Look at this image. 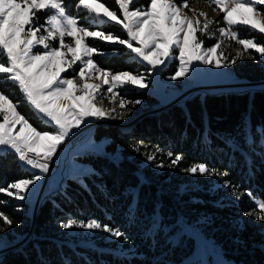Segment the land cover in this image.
Masks as SVG:
<instances>
[{"label":"trees","instance_id":"trees-1","mask_svg":"<svg viewBox=\"0 0 264 264\" xmlns=\"http://www.w3.org/2000/svg\"><path fill=\"white\" fill-rule=\"evenodd\" d=\"M94 1L120 16L115 0ZM77 4L78 0H64L67 13L80 18L86 11L77 13ZM149 4L150 0H136L132 7ZM48 14L36 12L41 19ZM39 23L43 24L41 20ZM79 23L89 25L85 21ZM101 27L104 35L128 39L126 31L117 24L107 22ZM93 28L98 30L97 26ZM242 30L241 38L255 37L258 44L264 45L262 34ZM87 44L99 50L92 60L112 74L128 72L139 76L148 71L132 59L124 45L97 39H88ZM224 62L226 67L230 66L227 58ZM0 63H7L6 55L0 54ZM73 68L75 71L65 76L74 77L79 69ZM240 68L245 73L241 76L250 81L264 79L254 69V63L249 72L245 64ZM176 72L177 62L171 61L160 70L159 78L171 77ZM3 75L6 74H0ZM0 91L18 105L16 110L38 131L49 134L55 131V126L43 122L26 102L18 86L0 80ZM124 94L122 97L133 103L137 100L147 106L157 103L142 91ZM261 130H264V89L249 93H201L158 114L143 116L127 132L112 125L97 126L91 139L105 141V154L75 156L90 172L65 178L58 192L42 200L34 218L33 238L3 255L0 264H180L190 258L197 243L183 230L184 224L218 245L225 260L264 264V235L258 229L263 221L257 220L256 215H246L261 214L253 200L264 201ZM134 147L139 151H134ZM169 152L174 155L169 157ZM149 154L154 159L140 169L138 165ZM175 154H181L183 159L170 167ZM159 164L163 167H157ZM199 164L228 173L203 175L222 185L220 193L203 182L196 185L198 188L184 186L190 172L183 169ZM35 175L19 163L15 154L0 152V188L33 179ZM225 181L229 187L224 186ZM182 185L184 188L179 189ZM234 192L241 196L240 200ZM0 201H8L6 206L0 205V212L14 221L7 226L0 220V226L5 228L0 236L13 242L28 232L30 218L25 214V204L11 196L0 192ZM90 220L119 229L127 242L122 236L104 247H96L59 238L63 223Z\"/></svg>","mask_w":264,"mask_h":264},{"label":"snow or ice","instance_id":"snow-or-ice-1","mask_svg":"<svg viewBox=\"0 0 264 264\" xmlns=\"http://www.w3.org/2000/svg\"><path fill=\"white\" fill-rule=\"evenodd\" d=\"M121 12L123 13V20L117 19L115 12L109 11L104 8L102 4H97L96 7L104 9V15L109 20H115L117 24H121L127 33V40L119 39L111 34L105 36L103 34L102 24L106 23L96 13L94 17H90L97 26L96 31H90L88 27L80 26L78 19L70 16L64 6V0H0V54L6 55L7 63H0V80L4 82L11 81L15 86H18L26 102L35 110L37 115L42 114L48 121L55 125V131L52 134L47 132L41 133L34 126L30 124L28 119L20 114L16 109L18 105L13 103L8 95L0 91V114L4 115L5 123H0V152L8 149L12 150L18 160L24 164L30 165L32 168H39L41 172L48 170L47 161L56 152L57 146L62 142L71 131L72 128L79 127L85 121V117H103L110 116L116 111L115 107L111 111L104 109L102 106H97L98 97L103 94L100 92L101 85L87 84L77 81L73 78H59L51 81L40 82L38 77L40 71L48 68L49 63L56 58L60 57L66 68H73L74 64L79 62L80 71L79 76L81 80L86 75V69H92L99 73V77H93L88 74L89 79H98L101 77H111V83L105 79L104 84H109L107 91L112 93L113 88L121 86L125 83L131 82L139 84L141 88L145 87L142 83V76H134L128 72H121L112 74L109 71L103 70L98 67L96 62L91 59L93 52H99L89 46L85 42L88 36L101 37L103 39L113 40L117 43L125 45L130 50V55L133 59L139 58L140 60L151 65L152 69H156L158 64H164L166 58H175L179 60V68L176 74L172 77L173 80L178 77L184 76L189 71V66L193 61H199L200 64H211L213 61L210 59V54L216 53L220 48L223 40H219L212 47L202 48L203 41L198 40L195 33L199 31L202 35L209 34V27L214 22L207 19V14L199 12L198 15L205 17V22L201 26L200 20L196 19L197 12L189 6L188 0H181L178 4L175 0H150V4L143 10L137 8L136 10H129V4L134 3L135 0H117ZM209 6L214 5L213 11L219 10L223 12V21L226 27H219L218 31L221 37H230L237 44L243 46V50L247 51L254 48L257 53L261 54L264 59V46H260L256 42V38L243 39L238 36V32L233 30V25H250L252 29L264 33V16L257 10V5H264V0H208ZM83 6L89 13L95 11L92 3L89 0H78L77 7ZM163 9L161 15L157 8ZM192 15H189L188 12ZM242 9L243 12L250 13V17L241 16V19H233V13ZM44 10L50 14L44 18V24H39V19L36 17V12ZM179 18V19H178ZM27 26V29H26ZM145 29L147 31L145 32ZM46 33L45 34H42ZM76 33H82L78 37ZM145 33L144 39H140V34ZM183 33V38H181ZM17 35L20 36L17 42L19 46L14 47L13 42ZM72 36L73 43L79 47L80 51L77 52V47L73 44H66L65 37ZM191 37V43L189 38ZM59 40V47L49 43V41ZM132 41H136L140 46L134 47ZM37 46H42L45 51L34 52L33 49ZM162 46V48H161ZM67 49V52L62 51ZM186 49L188 54L186 55ZM178 50L179 55H175ZM71 53V59L65 60L64 57ZM103 55L104 53L100 52ZM241 55L237 51V57ZM223 56V53H220ZM88 57V59H84ZM233 58L232 62L235 63ZM44 61L40 65L39 70L33 71L38 62ZM216 67H220L219 59L215 62ZM193 71L196 69L193 68ZM73 71H75L73 69ZM68 86H73L76 92L81 93L79 99H85L86 103L79 105L82 111H76L73 106V101L77 97L69 91ZM89 89H91L89 91ZM113 99L119 100V107L123 109L126 104L133 103L113 93L109 97V102ZM68 103L65 104L64 101ZM139 104L140 101H135ZM5 106L10 110L11 118L9 119V112L5 111ZM126 112H120L118 115L123 118ZM21 125V131L27 128L29 135L23 139H17L19 132L13 136L12 128L16 125ZM264 133V130H261ZM48 140L55 141L50 143L43 150V155L38 150L37 141ZM134 151H139L138 147L133 148ZM35 153V155H30ZM174 154L169 152L168 156L172 157ZM153 160V155L149 154L147 157ZM183 159L181 154H175V158L171 161L170 167L177 165ZM157 167H163L162 164ZM184 171L195 173L197 170L202 175H217L227 176V172H219L218 170H209L205 165H193L189 168L183 169ZM39 175H35L33 179H22L18 182H13L8 187L0 188L3 192L17 200H23L26 197L22 193L28 189V186L40 180ZM225 187H229V183L225 181ZM15 189V192L11 190ZM234 195L235 192L233 193ZM249 195H251L249 193ZM236 199L240 200L241 196L236 195ZM258 207L264 211V201L259 199L255 200ZM8 201H0V205H7ZM246 215H256V219L264 221V215L248 212ZM0 220L3 225L11 226L14 221L6 213L0 212ZM73 226L86 228L90 230L99 229L105 233H110L112 237H122L127 242V237L119 229H113L109 225H102L96 220H90L87 223L69 221L61 225L64 229L72 228ZM5 231L3 226H0V232Z\"/></svg>","mask_w":264,"mask_h":264},{"label":"rangeland","instance_id":"rangeland-1","mask_svg":"<svg viewBox=\"0 0 264 264\" xmlns=\"http://www.w3.org/2000/svg\"><path fill=\"white\" fill-rule=\"evenodd\" d=\"M136 1V0H135ZM90 3H92L95 11L92 13H89L87 9H85L83 6H80L77 9V13L79 11H86V14L83 17L77 18L79 21H85L89 23L88 27L90 31H96L93 26H96L94 21L90 17H94L95 14L98 12L100 13L101 18L103 21L110 22L117 24L115 20H109L107 16L104 15V9L100 7H96L97 4H100L94 0H89ZM119 11L120 16L117 17L119 20H123V13L121 12V9L119 7V3L117 0H115ZM178 4L181 2V0H175ZM189 6L196 10L197 16L196 19L200 20L201 26L205 22V17H201L198 15L199 12H204L207 14V19L212 20L214 23L210 25L209 27V34L202 35L199 31L195 33V36L198 40L203 41L202 48H208L212 47L214 44H216L219 40H223V43L221 44L220 48L217 50L216 53L210 54V59L213 61L211 64H200L199 61L194 60L193 64L189 66V71L184 76L178 77L177 79L173 80L172 77L176 74H174L171 77H167L164 79L159 78L160 70L164 67H166L171 61L177 62V71L179 68V60L175 58H166L164 64H158L156 69H152L151 65H148L146 62L140 60L138 57L134 60L138 61L139 63L143 64L145 67L148 68V71L144 72L143 74L139 75L143 77L142 83L145 85V87L141 88L139 84H133L131 82L125 83L121 86H118L116 88H113L112 93H109L107 91L109 84H104L103 80L107 79L111 83V77H101L98 79H89L88 74L90 73L93 77H99V73H96L92 69H86V75L81 80V77L79 76V72L74 76L77 81H80L81 83H87V84H99L100 92L103 94L102 96L98 97L97 106H102L104 109L111 111L112 108L115 107L116 111L112 113L113 116H115V119H113L110 116H103V117H85V121L82 122L79 127L73 132L69 133L67 137H69L72 134H75L79 130H84V128H88L89 126H94L95 128L97 126H115L116 128H119L122 131H130L132 126L138 122L143 116H150L158 114L161 111H164L171 106L184 102L185 99L189 97H194L195 95L201 94V93H210V92H220V91H230V90H246L249 89V92H252V90L264 87V79L260 81H250L247 78L242 77L241 75L245 74L242 72L241 68L242 66H248L246 71H250L252 64L254 63L255 70L260 71V74L264 77V59L261 58V54L257 53L254 48H250L247 51L243 50V46L237 44L234 40H232L230 37H221L220 33L218 31L219 27H226L224 21H223V12L213 11L214 5L209 6L208 0H188ZM133 3L129 4V10H136L137 8L143 10L144 6L139 5L135 8L132 7ZM257 10L261 12V15L264 16V5H257ZM157 11L163 13V9L157 8ZM38 12H45L44 10H40ZM185 12H188V9H185ZM50 14V13H49ZM189 15H192L191 12H188ZM250 17V13L243 12L242 9L238 10V12L233 13V19L239 20L241 19V16ZM38 17V16H36ZM44 18L41 19L38 17L39 22L40 20L44 24ZM179 19V18H178ZM41 24V23H39ZM80 24V23H79ZM119 25L122 30L123 27L121 24ZM83 26V25H80ZM233 30H236L238 32V36L240 37V31H243L242 29H246L247 31H256L260 33L256 29H252L250 25H233ZM27 29V26H26ZM125 31V30H124ZM147 29H145V32ZM45 34L46 33H43ZM264 37V33H260ZM77 37L79 35H82V33H76ZM145 33L140 34V39H144ZM107 36V35H105ZM181 38H183V33H181ZM241 38V37H240ZM20 39V36L17 35L15 41L13 42V46L17 47L18 41ZM66 44H73L74 47H77V52L80 51L79 47L76 46L73 43V37L72 36H66L65 38ZM88 39H97L101 40L105 43L109 44H116V45H122L116 42L115 39L108 40L103 39L101 37H92L88 36L85 38V42L87 43ZM189 42L191 43V37L189 38ZM49 43L53 44L56 47H59V40H53L49 41ZM132 45L134 47H139L140 45L136 41H132ZM260 46H264L259 44ZM125 46V45H124ZM126 47V46H125ZM162 48V46H161ZM127 52L130 53V50L126 47ZM34 52H44L45 49L42 46H37L33 49ZM62 51L67 52V49H63ZM188 49H186V55L188 54ZM237 51L241 52V55L239 58L237 57ZM223 53V56H220V53ZM96 52L94 51L92 56L95 55ZM132 54V59H133ZM175 55L178 56L179 52L178 50L175 51ZM91 56V59H92ZM227 58L228 62L230 63V66L226 67V63L224 60ZM233 58L235 59V63L232 62ZM65 60L71 59V53H68L67 56L64 57ZM84 59H88V57H84ZM219 59L220 67L215 66V62ZM249 63H246L248 62ZM45 63L44 61L38 62L36 67L33 69V71H37L40 68V65ZM251 63V64H250ZM74 66H78V71H80V64L77 62V64H74ZM235 66V67H234ZM195 68L196 70L193 71L192 69ZM74 68H66V66L63 64V61L58 56L54 58L51 63H49L48 68L44 69L43 71H40L39 74V81L45 82V81H51L57 76L60 78H69L68 76H65L66 73H73ZM258 69V70H257ZM73 78V77H71ZM69 91L72 92L76 97L77 100L73 101V106L76 111H82V109L79 107L81 104L86 103V97L85 99H79L81 96V93L76 92L75 88L73 86H68ZM240 88V89H239ZM243 88V89H242ZM91 89H89L90 91ZM142 91L151 97L155 98L157 100V103L147 106L146 104L139 103V104H126L123 109L119 107V100L113 99L112 102H109V97L113 96V93L116 94L118 97H122V95H125L124 93H127L129 91ZM245 92V93H249ZM124 99V98H123ZM65 104L68 103L67 100L64 101ZM5 111L9 112V119L11 118L10 110L5 106ZM120 112H126L127 114L121 118L118 114ZM40 119L48 124L53 125L51 121H48L46 117H42V114L38 115ZM0 123H5V118L3 114H0ZM55 126V125H54ZM94 128V129H95ZM21 125L16 124L12 128V134H16L17 132L22 133L23 136H21V139H23L25 136L29 135L27 128H24L23 131L20 130ZM73 128L71 129V131ZM94 132V131H93ZM66 137V138H67ZM86 137V135H85ZM65 138V139H66ZM92 138V137H91ZM90 138V142L93 144L92 148L89 149H81L78 151V154H84V153H97V154H105L103 145L105 141L100 142H94ZM64 139V140H65ZM63 140V141H64ZM62 142H60L58 148L62 145ZM43 152H41L42 154ZM55 154V153H54ZM53 154V155H54ZM117 157V155L113 156ZM149 159L144 161L142 164H139L138 167L141 169L145 167L149 163ZM55 163L58 162V158L54 160ZM63 166H65L64 172H65V178H75L78 176H81L82 174L89 173L90 169L88 166L80 164L77 160H75V156L72 157V159L68 162H63ZM187 181L184 183V186H188L191 188H198L201 182L211 184L213 185V189H217L219 193L221 192L222 185L216 184V180H214L211 177L203 178V175L198 173H190L189 177L186 179ZM199 181V182H198ZM184 186H180L179 189H183ZM41 187H42V178L38 181H36L34 184H31L28 186V189H26L22 195H24L26 198L23 200H17L14 197H12L16 202H20L25 204V214L29 216V230L26 234L22 235L21 237L16 238L15 241L11 242L4 238L3 236H0V241L4 244V249H0V258L5 255L6 253L10 251H14L17 248L22 247L25 245L28 241H30L33 238L34 233V226L31 224V218L35 212L37 203L38 206L42 202V198L40 197L41 194ZM12 192H15V189L11 190ZM223 196V195H222ZM224 197V196H223ZM255 203V200H253ZM256 207L260 210L261 215H264V211H262L258 205L255 203ZM38 209V208H37ZM257 222V221H256ZM258 229L260 230V233L264 235V221L258 224ZM183 230L186 231V233L190 234L196 241V245L194 248V251L192 255H190V258L184 260L180 264H235L231 261H227L222 257V250L216 245L213 241L208 240L207 238H204L201 236L200 233H198V230L190 228L188 226L183 225ZM59 235V234H57ZM59 237L63 241L67 242H76L79 244L84 245H93V246H100L104 247L105 245H108L109 243L116 240V237H112L110 233H105L99 229L96 230H90L86 228H80L73 226L69 229L61 228ZM175 239V237L173 238ZM15 247V248H14ZM12 249V250H10Z\"/></svg>","mask_w":264,"mask_h":264},{"label":"built area","instance_id":"built-area-1","mask_svg":"<svg viewBox=\"0 0 264 264\" xmlns=\"http://www.w3.org/2000/svg\"><path fill=\"white\" fill-rule=\"evenodd\" d=\"M94 126H89L84 128V130H79L75 134L67 137L59 149L55 152L54 155L47 161L48 170L46 172H41L39 168H32L30 165L24 164L23 162L19 163L27 168L29 171L36 173L42 178V187L40 197L42 199L49 198L53 193L58 192L61 188L62 183L65 179V166L62 165L64 162H68L75 156L81 149H89L93 147V144L90 142V138L93 135ZM86 135V137H85ZM7 151L14 153L12 150L8 149ZM15 154V153H14ZM16 155V154H15ZM30 155H35V153H30ZM43 155V153L41 154ZM58 158V162L55 163L54 160ZM18 159V158H17Z\"/></svg>","mask_w":264,"mask_h":264},{"label":"crops","instance_id":"crops-1","mask_svg":"<svg viewBox=\"0 0 264 264\" xmlns=\"http://www.w3.org/2000/svg\"><path fill=\"white\" fill-rule=\"evenodd\" d=\"M79 72V71H78ZM55 78H60L59 76L55 77ZM54 125V124H53ZM78 127H75L73 128L72 131H70L69 133H73ZM12 134V133H11ZM13 135V134H12ZM13 136H16V134H14ZM21 136H23L22 133H19V136H16L17 139H21ZM50 143H55V141H48V140H38L37 141V147H38V150L40 152H43L44 148L47 147ZM60 144V143H59ZM58 144V146H59ZM57 146V148H58Z\"/></svg>","mask_w":264,"mask_h":264},{"label":"water","instance_id":"water-1","mask_svg":"<svg viewBox=\"0 0 264 264\" xmlns=\"http://www.w3.org/2000/svg\"><path fill=\"white\" fill-rule=\"evenodd\" d=\"M264 89V87H259V88H256V89H254V90H252V91H260V90H263ZM245 93V92H249V89H246V90H230V91H220V92H211L212 94H220V93ZM191 97H189V98H187V99H185L184 101H186V100H188V99H190ZM37 208H38V203H37V205H36V209H35V212H34V214H33V216H32V218H31V224L34 226V218H35V215H36V211H37ZM15 248V247H14ZM10 250H12V249H10Z\"/></svg>","mask_w":264,"mask_h":264},{"label":"bare ground","instance_id":"bare-ground-1","mask_svg":"<svg viewBox=\"0 0 264 264\" xmlns=\"http://www.w3.org/2000/svg\"><path fill=\"white\" fill-rule=\"evenodd\" d=\"M240 89V88H239ZM243 89V88H242ZM0 249H4V244L0 241Z\"/></svg>","mask_w":264,"mask_h":264}]
</instances>
